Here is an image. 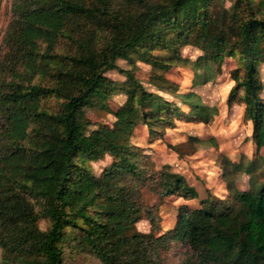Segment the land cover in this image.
Segmentation results:
<instances>
[{
  "label": "trees",
  "instance_id": "trees-1",
  "mask_svg": "<svg viewBox=\"0 0 264 264\" xmlns=\"http://www.w3.org/2000/svg\"><path fill=\"white\" fill-rule=\"evenodd\" d=\"M218 1H8L0 54L2 264H69L89 255L102 264H173L175 243L182 247L180 264H264V181L200 208H181L174 228L156 235L143 188L160 197L197 192L178 173L152 169L130 136L139 124L156 132L159 123L184 115L177 102L147 90L127 70L116 88L127 99L114 112L126 129H89L85 115L86 108L106 107L113 83L104 73L119 59L165 69L180 57L169 35L182 44L202 37L205 61L195 65L205 71L238 57L229 100L245 103L253 139L264 146V0H236L216 14L211 7ZM163 80L153 83L177 92ZM178 96L188 117L210 120L198 95ZM105 154L112 163L95 174L90 163ZM142 211L152 225L148 233L135 228Z\"/></svg>",
  "mask_w": 264,
  "mask_h": 264
},
{
  "label": "rangeland",
  "instance_id": "rangeland-1",
  "mask_svg": "<svg viewBox=\"0 0 264 264\" xmlns=\"http://www.w3.org/2000/svg\"><path fill=\"white\" fill-rule=\"evenodd\" d=\"M9 0H4L0 17V54L3 51L1 40L9 21ZM236 0H220L211 9L218 12L222 7L230 9ZM215 30V28H214ZM170 43L179 53L175 64L162 69L137 59L136 66L127 60L119 59L117 66L104 73L113 83L111 94L105 99L106 107L101 105L85 109L87 119L91 121L89 129L99 125L117 126L126 129L114 112L126 101L127 95L120 89V83L126 80L125 71L134 70L137 80L149 91L157 92L177 105L185 113L176 116L171 124L164 122L151 132L147 125L139 124L133 129L130 141L137 145L146 156V162L155 171L168 169L181 175L189 187L197 192L195 198L178 195L160 197L147 188H143V201L155 211L158 229L156 235L172 230L181 208H200L206 200L223 199L231 190H247L258 187L264 181V146H258L253 139V123L245 117V103L238 98L230 99L234 71L239 66L238 57H225L213 70L205 71L195 65L204 52L201 50L202 37L194 44H182L175 33L169 35ZM264 55V44L260 46ZM163 55L164 51H156ZM166 53V52H165ZM163 77L161 84L176 87V93L159 90L153 83L156 77ZM260 76L263 83L264 99V61L260 63ZM166 80V82H165ZM168 81V82H167ZM163 82V83H162ZM172 89V88H171ZM193 92L200 102L211 110L208 122L188 117L190 108L182 103V93ZM242 94V92H239ZM194 101L199 102L195 99ZM112 157L105 154L90 165L95 174L112 163ZM145 160V159H144ZM136 230L150 232L152 225L149 217L141 212V219L135 224ZM177 257L173 264L181 263V245H172ZM0 264L1 261H0ZM69 264H102L94 255L70 262Z\"/></svg>",
  "mask_w": 264,
  "mask_h": 264
}]
</instances>
